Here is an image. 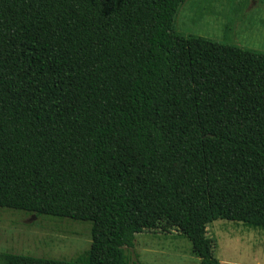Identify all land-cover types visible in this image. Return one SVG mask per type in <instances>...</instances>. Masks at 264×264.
Returning <instances> with one entry per match:
<instances>
[{"label": "trees", "instance_id": "obj_1", "mask_svg": "<svg viewBox=\"0 0 264 264\" xmlns=\"http://www.w3.org/2000/svg\"><path fill=\"white\" fill-rule=\"evenodd\" d=\"M187 0H0V208L92 223L77 257L132 264L176 230L264 229V53L175 31Z\"/></svg>", "mask_w": 264, "mask_h": 264}, {"label": "rangeland", "instance_id": "obj_2", "mask_svg": "<svg viewBox=\"0 0 264 264\" xmlns=\"http://www.w3.org/2000/svg\"><path fill=\"white\" fill-rule=\"evenodd\" d=\"M175 31L264 53V0H187ZM92 223L0 208V252L70 260L89 249ZM224 264H264V229L216 220L208 226ZM132 264H201L178 231L143 232L126 249Z\"/></svg>", "mask_w": 264, "mask_h": 264}]
</instances>
